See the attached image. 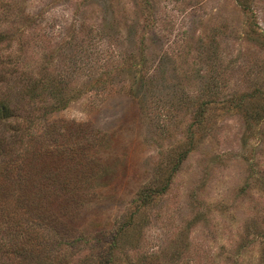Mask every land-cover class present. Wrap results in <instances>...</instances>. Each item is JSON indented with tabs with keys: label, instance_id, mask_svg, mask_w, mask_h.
<instances>
[{
	"label": "rangeland",
	"instance_id": "rangeland-1",
	"mask_svg": "<svg viewBox=\"0 0 264 264\" xmlns=\"http://www.w3.org/2000/svg\"><path fill=\"white\" fill-rule=\"evenodd\" d=\"M19 72L90 184L25 264H264V0H0V90Z\"/></svg>",
	"mask_w": 264,
	"mask_h": 264
},
{
	"label": "trees",
	"instance_id": "trees-1",
	"mask_svg": "<svg viewBox=\"0 0 264 264\" xmlns=\"http://www.w3.org/2000/svg\"><path fill=\"white\" fill-rule=\"evenodd\" d=\"M19 74H23V82L14 92L0 90V264H25V259L35 252L32 249L38 248L37 244L42 245L38 229L52 223L50 220L44 222L46 217L56 219L57 215L53 210L62 209L69 202L64 198L72 200L75 197L76 201L72 202L76 203V194H86L84 188L87 189L88 186L84 184H89L88 181L83 182L87 175L66 179L62 164L66 155L61 157L62 154L71 151L73 156L79 155L86 164L89 163V158L80 155L79 143L70 149L66 147V150L61 146L60 138L57 139L59 143L55 144L56 134H52L46 123V102L40 95L36 80L24 73ZM3 83L0 76V84ZM249 103L242 107L241 103L230 105L245 109L249 119H254L258 115L255 113L262 107ZM248 105L255 106L256 110H250ZM82 131L84 130L75 129L73 132H78L74 133L77 136ZM92 133V146L104 139L103 134ZM186 153L187 149L178 153L165 178L159 179L158 184L142 188L136 200L145 201L164 190L172 169L177 167ZM93 163L95 161L91 159V168L87 172L92 173L95 169L96 166L92 167ZM96 179V184L107 183L102 180L106 179L105 174H100ZM127 225V221L120 223L116 231L121 232ZM115 236L116 234L112 236L108 247L114 245ZM71 237L72 235H68L67 239ZM60 239L64 240L62 237L58 238ZM109 258V255L106 256L101 264L106 263Z\"/></svg>",
	"mask_w": 264,
	"mask_h": 264
}]
</instances>
